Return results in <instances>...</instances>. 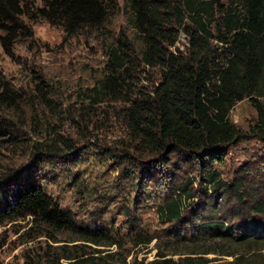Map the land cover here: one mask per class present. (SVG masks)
<instances>
[{
	"label": "trees",
	"instance_id": "1",
	"mask_svg": "<svg viewBox=\"0 0 264 264\" xmlns=\"http://www.w3.org/2000/svg\"><path fill=\"white\" fill-rule=\"evenodd\" d=\"M122 2L120 7L117 0H0V46L8 54L15 42L32 36L28 25L38 20L67 37L111 39L104 51L105 74L85 98L93 105L122 104L113 112L128 139L119 158L121 164L133 165V175L150 180L163 164L170 192L157 205V215L172 225L171 244L187 249L173 254L182 256L177 260L157 253L150 262L135 258L131 264H207L197 255L211 253L230 258H216L212 264H264V179L260 184L240 173L226 182L214 167L224 161L225 147L242 138L228 119L238 102L249 100L257 112L251 131L264 138V107L259 103L264 97V0ZM118 12L126 15L138 47L126 34L109 29ZM180 34L186 40L184 51L176 47ZM141 68L158 69V84L149 92L130 87ZM18 98L0 74V146L16 140L13 125L2 115L3 106L15 105ZM44 141L58 142L50 137ZM42 147H33V162L51 151ZM182 168L194 177L189 179ZM15 174H0V226L28 217L37 227L70 235L71 242L122 246L108 230L77 225L40 183ZM198 193L203 199L195 201ZM129 226L121 235L124 244L136 248L152 242L153 237L136 231V224ZM208 243L214 247L207 249ZM61 259L100 264L99 259L72 261L69 256L46 264H62ZM22 264L42 261L27 256Z\"/></svg>",
	"mask_w": 264,
	"mask_h": 264
},
{
	"label": "rangeland",
	"instance_id": "2",
	"mask_svg": "<svg viewBox=\"0 0 264 264\" xmlns=\"http://www.w3.org/2000/svg\"><path fill=\"white\" fill-rule=\"evenodd\" d=\"M33 1L39 4V0ZM117 2L122 7V0ZM28 26L32 36L15 42L8 54L0 46V74L19 96L15 105L3 106L6 111L2 116L13 125L16 140L12 145L0 146V174L15 171L14 176L23 181L27 177L40 183L77 225L108 230L122 246L71 242L70 235L37 227L27 217L0 226V264H22L27 256L42 264L64 256L72 261L88 258L99 259L100 264H131L135 258L150 262L157 253L177 260L181 255L173 254L187 253V249L171 244L168 232L172 225L157 215V205L170 192L163 164L157 166L158 174L150 180L133 175V165L121 164L119 158L128 139L113 112L122 104L93 105L85 98L105 74L104 51L111 39L67 37L61 29L40 20ZM109 29L114 35L126 34L138 47L137 36L124 13L111 18ZM185 46L186 40L180 34L176 47L184 51ZM140 71L129 80L130 87L149 92L158 84V69ZM259 103L264 107V97ZM228 119L243 135L225 147L224 161L214 166L216 171L226 182L240 173L249 181L263 180L264 138L251 131L257 122L256 110L244 99L231 109ZM48 136L58 142L44 141ZM40 144L51 151L33 162V147ZM182 172L189 179L194 177L187 168H182ZM200 198L203 195L198 193L194 200ZM131 223L143 236L153 237L148 246L131 248L124 244L121 235L127 233ZM50 237L58 242L53 243ZM60 247L64 248L59 250ZM206 247L214 246L208 243ZM206 247L196 248L197 253ZM197 257L207 260V264L216 258L230 260L212 253ZM60 263L69 261L61 259Z\"/></svg>",
	"mask_w": 264,
	"mask_h": 264
}]
</instances>
